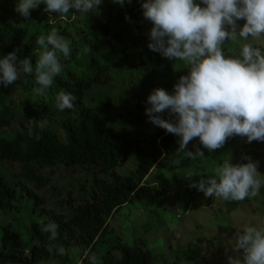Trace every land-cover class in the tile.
Masks as SVG:
<instances>
[{
  "label": "trees",
  "instance_id": "obj_1",
  "mask_svg": "<svg viewBox=\"0 0 264 264\" xmlns=\"http://www.w3.org/2000/svg\"><path fill=\"white\" fill-rule=\"evenodd\" d=\"M142 2L126 0L118 8L113 0H102L96 11L79 13L71 9L63 18L55 13L50 16L41 4L31 10L30 18L23 17V22L17 23L6 16L0 0V58L19 49L18 57L31 56L34 64L37 36L47 35L53 28L72 41L71 55L65 59L61 54L64 68L55 77L46 99L36 97L32 102L27 97L18 104L12 99L11 91L21 88L23 92L31 91L34 76L22 75L20 84L3 87L0 92V211L19 208L16 198L21 193L34 199L32 212L37 215L31 222L27 242L21 240L11 225L5 224L0 264H40L53 258L61 264H74L71 248L75 246L82 249L81 264H93V256L95 264H180L181 260L199 264L188 249L170 251L169 258L162 259L155 250L145 247L142 239L128 242L122 232L109 224V218L128 203L146 209L164 225L161 217L171 211L165 205L170 193L179 189L205 197L190 185L213 175L214 169L224 159L231 160L238 148L236 134L227 139L231 144L226 140L211 152L196 137L185 152L195 154L200 149L203 157L191 159L178 153L180 138L159 126H150L149 117L143 114L151 92L143 97L141 92L134 93L126 86L120 88L118 95L108 93L100 106L84 104L90 89L107 85L125 68L146 72L149 61L154 63L155 59L164 72L172 73L171 60L149 49L150 39L142 46L131 43L134 28L140 26L143 17ZM223 48L226 55L239 54V48L233 51L230 42ZM60 90L76 96L74 110L56 109L55 94ZM98 91L101 88L95 91L96 98ZM136 98L138 101L133 104ZM121 107L127 108V116L142 129L130 133L106 121L110 109ZM162 118L169 119L168 113ZM45 119L47 123L40 126L39 122ZM126 163L133 167L120 171V166ZM57 168L69 171L61 177L60 186L53 184L50 173ZM193 173L196 175L189 179L187 175ZM51 186L56 187L55 192L48 188ZM72 189L78 190L76 196L72 195ZM49 190L51 196L46 195ZM54 194L61 195V202L49 203ZM229 205L233 209L237 203ZM41 221L56 222L54 240L49 239L50 233L41 231ZM150 227L146 225V231ZM61 247L63 254L59 252Z\"/></svg>",
  "mask_w": 264,
  "mask_h": 264
},
{
  "label": "clouds",
  "instance_id": "obj_2",
  "mask_svg": "<svg viewBox=\"0 0 264 264\" xmlns=\"http://www.w3.org/2000/svg\"><path fill=\"white\" fill-rule=\"evenodd\" d=\"M131 3L132 0H127ZM102 0H18L15 11L24 18L41 4L44 11L63 18L75 9L79 13L98 10ZM124 6L125 0H113ZM203 5V6H202ZM143 16L152 22L148 47L169 60L183 62L188 68L170 94L161 87L147 97L146 115L152 124L180 139L178 153L195 159L204 152L186 151L198 137L209 152L220 148L234 134L252 141H264V48L255 41L264 37V0H143ZM126 19H130L126 17ZM244 20L241 27L238 21ZM226 42L238 44V55H226ZM24 43H27L25 40ZM32 57L19 58V49L0 58V85L8 87L21 76H34L31 89L36 97L47 98L55 77L64 68L61 54L71 55L72 41L58 35L55 28L40 34ZM76 96L66 90L55 94L59 111L74 110ZM167 112L169 119H164ZM175 120H172V117ZM247 163L233 164L224 159L214 174L194 181L190 186L205 197L243 201L260 195L264 175L258 162L244 157ZM196 174H189L191 177ZM55 221L41 231L57 236ZM232 252L227 264H264V227L244 226L233 235ZM63 254L64 249L59 248ZM242 253V254H241ZM95 264V256L92 258Z\"/></svg>",
  "mask_w": 264,
  "mask_h": 264
},
{
  "label": "rangeland",
  "instance_id": "obj_3",
  "mask_svg": "<svg viewBox=\"0 0 264 264\" xmlns=\"http://www.w3.org/2000/svg\"><path fill=\"white\" fill-rule=\"evenodd\" d=\"M1 1L3 2L2 7L7 17L13 22H23V16L15 11V5L18 0ZM196 2L199 3L200 0H196ZM117 7L120 8L121 5L118 4ZM150 22L151 21L146 20L144 16L142 17L140 26L134 28L131 43L142 46L144 41L146 42L149 39L150 30L153 26ZM238 23L242 27L245 21L240 20ZM230 43L231 49L237 51L238 44L234 42ZM254 43L264 47V37ZM153 60L154 63L149 61L146 72H141L140 68L136 70H127L128 68H125L126 70L123 69L124 71L122 70L123 72L118 73L107 85L93 87L86 95L84 104L100 106L102 105V100L105 99L108 93H115L118 95L121 91L120 88L126 86H129V89L134 93L137 91L141 92L140 95L143 97L157 87L164 88L170 94H173L175 91V84L178 83L182 75H187L188 68L184 66L183 62L171 60L172 73H166L163 67L158 65L157 60ZM154 72H156L157 75H155ZM155 76L158 77L154 79ZM16 83L20 84L21 79L9 85V87ZM146 84L150 85L144 88ZM138 85H140L141 88H139ZM3 87V85H0V92ZM99 88H101V91H98L99 93L96 98L95 91ZM11 97L17 104L20 100H24V98L27 97H30L32 102L36 101V96H34L32 91L23 92V88L17 91H11ZM137 101L138 98L134 99L133 104ZM126 109L125 107L110 109L105 119L111 125L125 128L128 132L135 133L142 129V126L139 125L136 127V122L127 116L128 110ZM128 109L133 111L130 107H128ZM143 114L146 115V110L143 111ZM111 116L113 118H111ZM114 119L118 122H112ZM46 123L47 119L39 122V125L44 126ZM28 124L32 125L33 122H28ZM153 125L154 124L150 122V126ZM235 136L237 137V135ZM227 143L231 144V141L227 140ZM236 145L238 148H236V153L232 155V159L230 160L231 163H247L248 160L244 159V157H251L253 161L258 162V172L264 175V142L252 141L249 143L247 137L239 135L236 140ZM132 167L131 163H126L120 166L119 170L124 171ZM50 173L53 178V184L60 186L61 183H63L61 177H63L65 173L68 175L69 171L64 172L61 171L60 168H57L54 171H50ZM53 187L54 186L48 187L51 189V192L56 188ZM51 192L49 190L46 195L51 196ZM71 193L73 196H76L78 190L72 189ZM62 197H64V195H62ZM16 202L20 205L19 208L15 207L12 210L0 211V241L5 224L11 225L12 229L18 233L22 241H28L31 222L37 216L32 212L35 201L19 193ZM56 202H61V195L60 197H55L54 194L49 203ZM230 202L237 203V206L231 209L229 205ZM46 205L48 206V204ZM165 205H167L171 211L167 216L161 217L164 225H161L158 219L150 216V213L146 211V209L128 203L123 205L117 213L109 218V224L113 229L122 232L124 238L128 242L132 243V241L137 238L142 239L143 241L141 243L145 247L155 250L162 259L169 258L170 251L174 252L178 249H188L192 255L197 257L199 264H227L228 256L235 255L231 250L233 244L232 238L235 231L246 225L264 227V187L261 188L259 196L251 199L246 198L243 201H225L219 197L208 198L203 195L186 194L184 191L175 189L170 193ZM148 224L151 227L146 231V225ZM82 254L81 248L76 246L71 248V257L74 260V264L82 263ZM40 264H61V262L53 258L48 261H43ZM180 264H196V262L192 260H181Z\"/></svg>",
  "mask_w": 264,
  "mask_h": 264
}]
</instances>
